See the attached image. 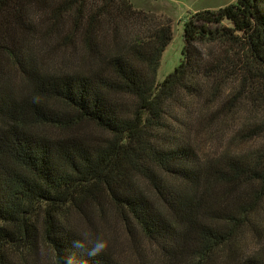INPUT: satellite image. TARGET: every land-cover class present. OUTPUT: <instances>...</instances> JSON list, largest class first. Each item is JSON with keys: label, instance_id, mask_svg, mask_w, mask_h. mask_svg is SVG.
<instances>
[{"label": "trees", "instance_id": "16d2710c", "mask_svg": "<svg viewBox=\"0 0 264 264\" xmlns=\"http://www.w3.org/2000/svg\"><path fill=\"white\" fill-rule=\"evenodd\" d=\"M148 22L129 0H0V264H126L120 235L133 264H264V0L188 14L161 82L172 33ZM205 84L232 85L202 108L236 127L220 150L180 119Z\"/></svg>", "mask_w": 264, "mask_h": 264}, {"label": "rangeland", "instance_id": "374dc122", "mask_svg": "<svg viewBox=\"0 0 264 264\" xmlns=\"http://www.w3.org/2000/svg\"><path fill=\"white\" fill-rule=\"evenodd\" d=\"M132 4L133 8L137 11H141L147 14H150L152 16L153 22H148L149 24H145L143 26V29L139 28V33L142 34H148L151 31L148 30L149 25L150 26H166L168 25L171 33H172V41L169 44V46L166 48V50L163 53L161 64L159 67V70L157 72V81L161 82L165 77H167L174 69L178 66L181 58H182V50L184 47V41H183V23L186 19L187 15L190 13H195L197 11H203V10H217L221 7L227 6L229 4L234 3V0H129ZM199 49L203 53H207L208 49L201 48ZM212 84H205V87L203 89V94L206 95L209 98L213 99L212 102H209L208 104H205V97H201L200 101H197L190 109L184 110L181 115V120H185L186 122H189L192 124L194 133L198 134L201 133V139L205 140L204 146L207 150V147H211L209 144H215V146L218 147V149H223L226 147V144L229 140V136L234 133V130H236V127L232 125L228 129H222L221 132L218 134L220 127L216 126V133L210 134L208 133V129L206 130V125H203L202 122L205 121V115H203L202 108H204V105H209V114H213L217 112L222 105L226 102V98H229L232 92V85H225L222 87L220 92L216 94H212L210 97L206 93L209 91L210 86ZM212 87V86H211ZM211 91H209L210 93ZM217 98L216 100H214ZM263 114H262V121H263ZM261 118V116H259ZM224 132V133H223ZM228 133V134H226ZM264 137H262L263 139ZM260 141L259 139L255 140V142H252L250 145L258 143ZM213 146V145H212ZM262 227V225H261ZM115 239V238H114ZM117 242L120 244V258L126 263V264H133L135 255L132 252V249L127 247L124 243L125 238L123 236H118L116 238ZM246 246H254V241L249 238V240H246ZM249 249H255L252 247H248L245 250ZM44 260L46 264L51 263V255L46 252L44 254Z\"/></svg>", "mask_w": 264, "mask_h": 264}]
</instances>
